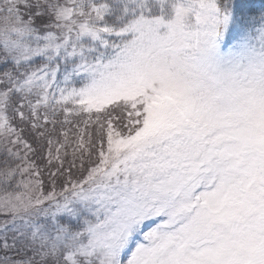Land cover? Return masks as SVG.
Here are the masks:
<instances>
[{"label":"snow or ice","instance_id":"obj_1","mask_svg":"<svg viewBox=\"0 0 264 264\" xmlns=\"http://www.w3.org/2000/svg\"><path fill=\"white\" fill-rule=\"evenodd\" d=\"M0 264H264V0H0Z\"/></svg>","mask_w":264,"mask_h":264}]
</instances>
